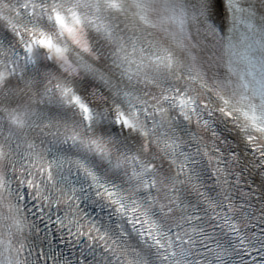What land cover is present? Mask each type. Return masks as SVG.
I'll return each instance as SVG.
<instances>
[{
  "label": "snow or ice",
  "instance_id": "obj_1",
  "mask_svg": "<svg viewBox=\"0 0 264 264\" xmlns=\"http://www.w3.org/2000/svg\"><path fill=\"white\" fill-rule=\"evenodd\" d=\"M0 264H264V0H0Z\"/></svg>",
  "mask_w": 264,
  "mask_h": 264
}]
</instances>
